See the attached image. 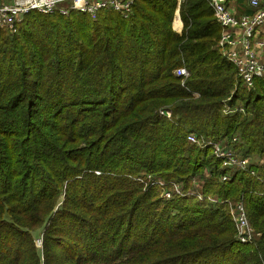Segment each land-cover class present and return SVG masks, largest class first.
<instances>
[{"label": "trees", "instance_id": "16d2710c", "mask_svg": "<svg viewBox=\"0 0 264 264\" xmlns=\"http://www.w3.org/2000/svg\"><path fill=\"white\" fill-rule=\"evenodd\" d=\"M177 4L0 26V264H264V79L246 87L222 55L208 0L181 2V32ZM190 133L252 158L255 174L222 169ZM140 174L203 182V198L165 199ZM239 201L255 243L236 238Z\"/></svg>", "mask_w": 264, "mask_h": 264}, {"label": "built area", "instance_id": "2783aa9c", "mask_svg": "<svg viewBox=\"0 0 264 264\" xmlns=\"http://www.w3.org/2000/svg\"><path fill=\"white\" fill-rule=\"evenodd\" d=\"M135 0H10L0 4V26L6 27L15 32L24 16L37 11L42 14L58 13L69 15L71 12H80L96 18L99 11L111 9L119 12L124 18L129 17L132 12ZM183 0H178L173 22L177 17L181 20L180 5ZM213 13L221 26V33L218 39V48L222 55L237 68V74L243 84L251 88L256 79H264V0H246L251 12L239 13L231 4L232 0H208ZM183 29V28H182ZM176 30V29H175ZM177 31V30H176ZM179 30L178 32H181ZM175 74L180 76L182 84L189 76V71L185 66L175 69ZM225 114H232L236 111H244L240 104L224 106ZM160 115L168 118L172 117L169 108H161ZM189 142L201 148L211 147L216 157L221 159L222 169L234 172L237 169H250L252 158L242 155L238 151L224 144L213 142L212 140L201 139L196 133L187 136ZM236 140V137H234ZM222 175L221 180L230 179L231 173ZM99 173V172H97ZM137 181L148 187H160L161 196L170 199L174 194L185 196L187 194H197L203 198L201 190L188 191L183 183L178 181L168 182L164 178L152 174H140L134 177ZM199 183L198 181H196ZM216 200V199H212ZM234 223L236 225V238L245 244L255 243L260 237L258 232L248 221L245 205L242 201L231 205L230 209Z\"/></svg>", "mask_w": 264, "mask_h": 264}, {"label": "crops", "instance_id": "0c3cea01", "mask_svg": "<svg viewBox=\"0 0 264 264\" xmlns=\"http://www.w3.org/2000/svg\"><path fill=\"white\" fill-rule=\"evenodd\" d=\"M9 1L10 0H0V4H4V3H7ZM231 4H232V6L234 8H236V10L239 13L251 11L250 8L247 6L246 0H232L231 1ZM181 22H182V24H181L180 28H176L174 26V22H173L174 29H176L177 31L182 30V28H183V21H182V19H181Z\"/></svg>", "mask_w": 264, "mask_h": 264}, {"label": "rangeland", "instance_id": "374dc122", "mask_svg": "<svg viewBox=\"0 0 264 264\" xmlns=\"http://www.w3.org/2000/svg\"><path fill=\"white\" fill-rule=\"evenodd\" d=\"M177 18H178V17H177ZM177 18H176V19H177ZM202 183H203V182L197 183L196 181H194L195 186L198 187V188H195V189H194V188H189L188 191H193V192H195L197 189H200ZM183 185H184V184H183ZM184 187H185V186H184ZM194 195H195L196 197H198V195H197L196 193H195ZM198 198H199V197H198ZM200 199H201V198H200ZM246 212H247V211H246ZM231 214H232V213H231ZM247 216H248V215H247ZM232 218H233V216H232ZM248 221L250 222L249 217H248ZM250 224L252 225L251 222H250ZM252 226H253V225H252ZM253 227H254V226H253ZM235 228H236V225H235ZM254 229L256 230L255 227H254ZM236 231H237V228H236ZM256 231H258V230H256ZM258 232H260V231H258ZM36 245H37V246H40V245H41V238H38V237L36 238Z\"/></svg>", "mask_w": 264, "mask_h": 264}, {"label": "bare ground", "instance_id": "6f19581e", "mask_svg": "<svg viewBox=\"0 0 264 264\" xmlns=\"http://www.w3.org/2000/svg\"><path fill=\"white\" fill-rule=\"evenodd\" d=\"M176 20H179V17H178L177 19H175V21H176Z\"/></svg>", "mask_w": 264, "mask_h": 264}]
</instances>
